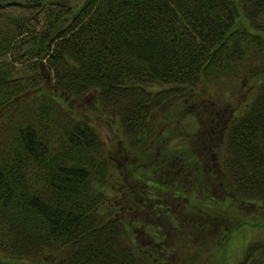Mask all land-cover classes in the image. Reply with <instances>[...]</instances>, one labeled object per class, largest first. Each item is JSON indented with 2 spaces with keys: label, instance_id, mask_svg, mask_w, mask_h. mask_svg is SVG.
<instances>
[{
  "label": "trees",
  "instance_id": "obj_1",
  "mask_svg": "<svg viewBox=\"0 0 264 264\" xmlns=\"http://www.w3.org/2000/svg\"><path fill=\"white\" fill-rule=\"evenodd\" d=\"M259 209L264 0H0V264H191Z\"/></svg>",
  "mask_w": 264,
  "mask_h": 264
},
{
  "label": "rangeland",
  "instance_id": "obj_2",
  "mask_svg": "<svg viewBox=\"0 0 264 264\" xmlns=\"http://www.w3.org/2000/svg\"><path fill=\"white\" fill-rule=\"evenodd\" d=\"M221 82L225 83V87L222 88L223 90H227L230 88L229 91L231 92L232 96H229L230 99L234 100L233 103H236L245 96L244 91L246 90L245 88L248 87V84H243L241 89H238L235 85L230 87L228 81L223 80ZM217 85L218 87L216 85H213L212 88L214 89L213 94L215 95V97L219 98L222 84H220L219 82ZM98 113L99 112L97 111L95 112V114ZM107 117L110 119L109 124L98 123L100 132L104 136H111L114 139L120 141L119 139H122V132L118 129L117 124L115 123L114 116L111 114H107ZM167 122V126L169 129L166 130L163 137L160 139V142L164 143V145H160L159 143L158 147L156 146V149H153V152L151 150H148L145 159L143 158V156L140 158L142 162V164L140 165L141 171L145 174L149 173L148 175H145L146 177L150 176L153 179H158V177H160L157 176V174H159L158 172L161 173L163 168H161V165L160 168L157 167V164L153 163L152 160L156 161L153 158L160 156L161 149L164 146L175 143V141L171 140L170 138L172 137L171 134H173L174 128L176 126H179L180 123L177 113H172ZM147 144L152 147L153 140L149 141ZM169 159L172 161V163L167 167L174 166L175 164L172 158ZM141 176L144 175L141 174ZM107 194L112 197L111 199H115L116 197L113 193L107 192ZM236 217L237 216H235L231 221L234 222ZM254 219L256 220L255 222L249 221V218L240 220L239 214L238 219L235 223L238 224L237 227L234 228L228 236L219 235L218 244L216 238L215 240L210 242L211 246L207 247L206 250L205 247L207 245L204 247V249L195 252V254L192 256L191 264H237L242 259L245 251V246L248 244V242L264 238V209L257 210V217Z\"/></svg>",
  "mask_w": 264,
  "mask_h": 264
}]
</instances>
